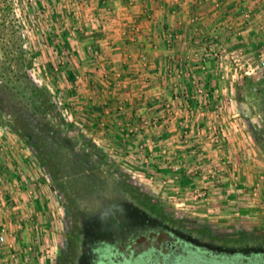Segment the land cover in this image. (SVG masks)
<instances>
[{
	"label": "crops",
	"instance_id": "0c3cea01",
	"mask_svg": "<svg viewBox=\"0 0 264 264\" xmlns=\"http://www.w3.org/2000/svg\"><path fill=\"white\" fill-rule=\"evenodd\" d=\"M62 1L80 3L60 31L70 35L66 91L85 143L130 163L153 192L196 215L260 177L262 151L247 119L252 75L235 70L230 55L264 59V0ZM25 155L23 142L0 137V264H33L40 250L45 213L34 206L45 187L17 179Z\"/></svg>",
	"mask_w": 264,
	"mask_h": 264
},
{
	"label": "rangeland",
	"instance_id": "374dc122",
	"mask_svg": "<svg viewBox=\"0 0 264 264\" xmlns=\"http://www.w3.org/2000/svg\"><path fill=\"white\" fill-rule=\"evenodd\" d=\"M79 9V2L62 0H0V137L10 135L24 144L26 155L15 162L22 167L13 169L21 173L17 179L30 190L45 187L46 198L34 206L45 216L39 217L40 250L33 264H56L64 255L77 264L83 253V264H194L187 260L189 248L197 249L209 264L213 259L240 257L238 262L244 264L248 259L263 262L264 68L258 66L262 58L252 63L256 72L247 83L253 97L247 119L260 143L263 171L243 190L233 188L225 197L217 194V205L211 208L205 193H193L207 208L203 206L202 215L192 214L186 206L175 208V196L165 199L153 192L130 171V163L113 161L109 150L83 140L67 97L73 71L67 67L66 35L60 31ZM137 196L150 199L165 216ZM220 203L227 208L219 211ZM121 208L129 213L122 229L107 228L105 219L116 218ZM205 227L212 234L202 231ZM170 252L179 257L164 263ZM18 262L30 264L25 259Z\"/></svg>",
	"mask_w": 264,
	"mask_h": 264
},
{
	"label": "trees",
	"instance_id": "16d2710c",
	"mask_svg": "<svg viewBox=\"0 0 264 264\" xmlns=\"http://www.w3.org/2000/svg\"><path fill=\"white\" fill-rule=\"evenodd\" d=\"M50 171H51V173H53V170H50ZM134 192H136V191H134ZM137 199L139 201L143 202L146 206H148L150 208V210L156 212V214H159L160 216H165V213L162 212V209L158 208L153 202L150 201V199L142 200V199L138 198V196H137ZM128 214L129 213H128V211L125 210V208L118 209L116 211V214L114 215L116 218L105 219L107 228L116 225L117 227H119V229H122L123 222L129 217ZM179 224H181L180 220H179ZM206 229H207V227H205V229H203L202 231L205 230L204 232H206ZM110 230H111V228H110ZM85 231H86V229L83 230V233H85ZM206 234H212V233L209 231V232H206ZM71 246H72V244H71ZM84 251L85 250H83L82 252H84ZM186 251L188 252L187 260L189 261V263L201 264L199 262L206 261V259L204 257L199 255V251L197 249L191 250L189 248V249H186ZM83 256H84V253L81 256V258L79 259L77 264H83V258H82ZM183 260H185V259H183ZM235 260L236 259H234V260L233 259L232 260H224V259L223 260L222 259L216 260V259H213L212 264H216V263H218V264H244V263H241V262H238ZM249 261H251L250 264H260V263L254 262L250 259H249ZM110 263L113 264L114 262H110ZM56 264H72V260L69 259V257H67L65 255L60 256L58 258V261ZM100 264H105V262H100ZM263 264H264V262H263Z\"/></svg>",
	"mask_w": 264,
	"mask_h": 264
},
{
	"label": "built area",
	"instance_id": "2783aa9c",
	"mask_svg": "<svg viewBox=\"0 0 264 264\" xmlns=\"http://www.w3.org/2000/svg\"><path fill=\"white\" fill-rule=\"evenodd\" d=\"M243 14L245 17L248 16L247 12H244ZM230 58H231L234 66H235L234 67L235 70L242 67L243 69L242 68L241 69L243 70V73L245 75H248V76L254 75V73L256 72V68L252 65V63L250 61H243L241 59L240 53H238V54L234 53V54L230 55ZM258 66L260 68H264V60L263 59H260V61L258 62ZM199 92L202 93L205 97H206V95H208L207 91L204 90L203 88H200ZM200 194H204V193H200ZM4 242H5V235L3 233V229H0V244H2Z\"/></svg>",
	"mask_w": 264,
	"mask_h": 264
},
{
	"label": "flooded vegetation",
	"instance_id": "af4514ba",
	"mask_svg": "<svg viewBox=\"0 0 264 264\" xmlns=\"http://www.w3.org/2000/svg\"><path fill=\"white\" fill-rule=\"evenodd\" d=\"M179 253H175V254H173L172 252H170L168 255H166V257L164 258V263L165 262H168V261H171V259L174 257V255H175V257H179V255H178ZM161 255V254H160ZM234 259H236L235 261H240V260H242V258L240 257V258H234ZM233 259V260H234ZM247 259V258H246ZM245 259V260H246ZM227 260H232V258L231 259H227ZM209 262H211V261H202V262H199V263H201V264H209ZM254 262H256V263H259L258 261H254ZM264 262V261H263ZM263 262H260V264H263ZM251 263V261H249V259H248V263L247 264H250ZM216 264H218V263H216Z\"/></svg>",
	"mask_w": 264,
	"mask_h": 264
}]
</instances>
